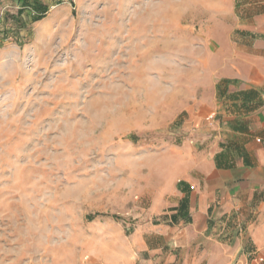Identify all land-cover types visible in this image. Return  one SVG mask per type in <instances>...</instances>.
Returning a JSON list of instances; mask_svg holds the SVG:
<instances>
[{
  "label": "rangeland",
  "instance_id": "rangeland-1",
  "mask_svg": "<svg viewBox=\"0 0 264 264\" xmlns=\"http://www.w3.org/2000/svg\"><path fill=\"white\" fill-rule=\"evenodd\" d=\"M252 1L0 0V264H98L107 221L165 220Z\"/></svg>",
  "mask_w": 264,
  "mask_h": 264
},
{
  "label": "crops",
  "instance_id": "crops-1",
  "mask_svg": "<svg viewBox=\"0 0 264 264\" xmlns=\"http://www.w3.org/2000/svg\"><path fill=\"white\" fill-rule=\"evenodd\" d=\"M247 6L257 16L246 34L259 39L231 44L228 63L201 80V112L183 124L187 166L163 202L165 220L156 206V219L130 239L107 221L98 264H264V0Z\"/></svg>",
  "mask_w": 264,
  "mask_h": 264
},
{
  "label": "built area",
  "instance_id": "built-area-1",
  "mask_svg": "<svg viewBox=\"0 0 264 264\" xmlns=\"http://www.w3.org/2000/svg\"><path fill=\"white\" fill-rule=\"evenodd\" d=\"M210 119H213V115L209 117V120H210ZM259 261L262 262L263 259H259Z\"/></svg>",
  "mask_w": 264,
  "mask_h": 264
},
{
  "label": "trees",
  "instance_id": "trees-1",
  "mask_svg": "<svg viewBox=\"0 0 264 264\" xmlns=\"http://www.w3.org/2000/svg\"><path fill=\"white\" fill-rule=\"evenodd\" d=\"M184 209H185L184 206H182V207H181V211L184 210ZM176 219H177V218L175 217V220H176Z\"/></svg>",
  "mask_w": 264,
  "mask_h": 264
}]
</instances>
